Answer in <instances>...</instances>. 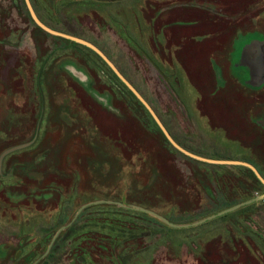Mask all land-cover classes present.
Listing matches in <instances>:
<instances>
[{"label": "rangeland", "instance_id": "1", "mask_svg": "<svg viewBox=\"0 0 264 264\" xmlns=\"http://www.w3.org/2000/svg\"><path fill=\"white\" fill-rule=\"evenodd\" d=\"M31 2L100 48L182 147L264 176V93L223 76L236 35L264 31V0ZM263 193L244 167L174 149L97 54L0 0V264H35L71 223L37 264H264V201L182 229L102 204L73 221L108 200L191 224Z\"/></svg>", "mask_w": 264, "mask_h": 264}, {"label": "water", "instance_id": "2", "mask_svg": "<svg viewBox=\"0 0 264 264\" xmlns=\"http://www.w3.org/2000/svg\"><path fill=\"white\" fill-rule=\"evenodd\" d=\"M25 4L28 8V11L30 13V16L32 18V20L34 21V23L40 28L42 29L44 32L55 36V37H60L69 41H72L74 43H77L79 45H82L90 50H92L94 53H96L107 65L108 67L114 72V74L120 79V81L135 95V97L141 102V104L146 108V110L150 113V115L152 116V118L154 119V121L156 122V124L158 125V127L161 129V131L163 132L164 136L166 137V139L169 141V143L180 153L194 159L200 162H204L207 164H212V165H223V166H239V167H245L250 169L255 176L258 178V180L264 185V176L260 173V171L257 169L256 166H254L253 164L246 162V161H241V160H217V159H211V158H207V157H203L200 155H197L189 150H187L186 148L182 147L171 135V133L169 132V130L166 128V126L164 125V123L162 122V120L160 119V117L158 116V114L155 112V110L152 108V106L148 103V101L142 96V94L133 86L132 83H130L125 76L120 72V70L116 67V65L108 58V56L100 49L98 48L96 45H94L93 43L80 38V37H76L70 34H66L57 30L52 29L51 27H49L48 25H46L38 16L31 0H24ZM22 147H18V148H14L11 149L9 151H7L2 159L9 153L14 152L15 150H18ZM264 201V193L260 194L256 197H253L249 200L240 202L238 204H235L231 207H228L225 210H222L218 213H215L213 215H210L204 219H201L199 221L193 222L191 224H175L173 222H171L170 220H168L166 217L160 215L159 213L141 207V206H136V205H125L121 202H116V201H108V200H102V201H97V202H93V203H89L86 204L84 206H82L77 212L76 215L73 219V221H75V219L78 217V215H80L82 213L83 210H85L86 208L90 207V206H94V205H101V204H107V205H115L127 210H131V211H135V212H139L142 214H147L150 215L156 219H158L159 221H161L162 223H164L165 225L171 227V228H176V229H182V228H189V227H193V226H198V225H202L208 221L214 220L218 217H222L225 216L229 213L241 210L243 208H246L248 206H251L253 204H256L258 202ZM71 224H69L68 226H64L62 227L57 234L55 235V237L53 238L52 242L49 245V248L47 250V252L35 263L37 264L40 260H42L51 250L54 242L56 241V239L59 237V235L61 234V232H63L64 230H66L69 226H71Z\"/></svg>", "mask_w": 264, "mask_h": 264}, {"label": "crops", "instance_id": "3", "mask_svg": "<svg viewBox=\"0 0 264 264\" xmlns=\"http://www.w3.org/2000/svg\"><path fill=\"white\" fill-rule=\"evenodd\" d=\"M229 67L236 85L249 90L264 89V32L238 34L232 43Z\"/></svg>", "mask_w": 264, "mask_h": 264}, {"label": "trees", "instance_id": "4", "mask_svg": "<svg viewBox=\"0 0 264 264\" xmlns=\"http://www.w3.org/2000/svg\"><path fill=\"white\" fill-rule=\"evenodd\" d=\"M42 30V29H41ZM69 41V40H68ZM72 42V41H71ZM77 44V43H76ZM79 45V44H78ZM82 46V45H81ZM92 51V50H91ZM96 54V53H95ZM103 61V60H102ZM104 62V61H103ZM105 63V62H104ZM106 64V63H105ZM107 65V64H106ZM108 66V65H107ZM117 77V76H116ZM118 78V77H117ZM119 79V78H118ZM120 80V79H119ZM121 82V81H120ZM125 86V85H124ZM126 87V86H125ZM127 88V87H126ZM128 89V88H127ZM129 90V89H128ZM129 92L135 97V95L129 90ZM136 98V97H135ZM137 99V98H136ZM138 100V99H137ZM139 101V100H138ZM140 102V101H139ZM141 103V102H140ZM143 106V105H142ZM144 107V106H143ZM145 108V107H144ZM146 109V108H145ZM149 113V112H148ZM150 114V113H149ZM152 117V116H151ZM154 120V119H153ZM155 122V121H154ZM156 123V122H155ZM157 125V124H156ZM158 126V125H157ZM159 128V127H158ZM159 130H160V132L163 134V132L161 131V129L159 128ZM163 136H164V134H163ZM165 137V136H164ZM165 139H166V137H165ZM167 140V139H166ZM168 141V140H167ZM168 143H169V141H168ZM170 144V143H169ZM171 145V144H170ZM172 146V145H171ZM173 147V146H172ZM175 149V148H174ZM245 168V167H244ZM245 169H247V170H249L253 175H254V177L256 178V180L262 185V186H264L259 180H258V178L255 176V174L250 170V169H248V168H245ZM251 198H253V197H251ZM251 198H249V199H251ZM249 199H246V200H249ZM245 200V201H246ZM243 202V201H242ZM102 205H106V206H108V207H116V208H118V206H115V205H107V204H102Z\"/></svg>", "mask_w": 264, "mask_h": 264}, {"label": "flooded vegetation", "instance_id": "5", "mask_svg": "<svg viewBox=\"0 0 264 264\" xmlns=\"http://www.w3.org/2000/svg\"><path fill=\"white\" fill-rule=\"evenodd\" d=\"M260 31H262V32H264L263 30H260ZM240 34V33H239ZM237 36V35H236ZM232 51V50H231ZM230 54H231V52H230ZM230 54H229V65H230ZM229 67V66H228ZM223 74V73H222ZM223 76L224 77H226L225 78V80L226 79H232V71H231V69H230V67H229V69H228V77L225 75V74H223ZM242 88V87H241ZM242 89H245V88H242ZM246 90H249V89H246ZM251 93H253V94H260V95H262L261 93H264V89H262V90H260V91H258V90H249ZM263 117V116H262ZM258 169V168H257ZM259 170V169H258ZM260 171V170H259ZM261 173V172H260ZM262 174V173H261Z\"/></svg>", "mask_w": 264, "mask_h": 264}]
</instances>
